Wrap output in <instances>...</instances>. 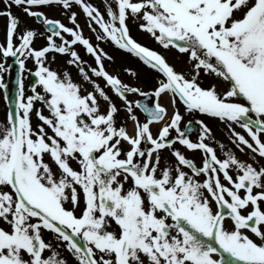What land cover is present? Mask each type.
Masks as SVG:
<instances>
[{"label": "snow or ice", "instance_id": "1", "mask_svg": "<svg viewBox=\"0 0 264 264\" xmlns=\"http://www.w3.org/2000/svg\"><path fill=\"white\" fill-rule=\"evenodd\" d=\"M0 3V264H264V0H105L106 13L87 0ZM73 4L98 41L156 73L151 93L106 69L114 58L85 38ZM129 21L164 51L134 39ZM196 117L220 122L250 162Z\"/></svg>", "mask_w": 264, "mask_h": 264}, {"label": "rangeland", "instance_id": "2", "mask_svg": "<svg viewBox=\"0 0 264 264\" xmlns=\"http://www.w3.org/2000/svg\"><path fill=\"white\" fill-rule=\"evenodd\" d=\"M88 3H91V0H87ZM93 6L97 7L101 13H106V6H105V0H96V3L92 4ZM0 9H3V4L0 3ZM13 14L17 15L18 17H20L21 21H27L28 19L24 16V14L16 8L12 9ZM72 12H75L77 14V23L80 25L82 31H83V35L85 36V38H88L91 42H95L99 48H102L106 53H108V55L110 56H114L110 50V48L107 46L108 42L106 41H98L96 39V32H93L89 29L88 24H87V16L82 12V10L80 9V7H76L74 6L71 9ZM47 15L52 18V19H57L60 20L62 23H64L66 26L68 27H73V25L71 24L70 20H69V14L68 12H66L65 10H63L60 7H55L54 9H49L46 10ZM107 18V17H106ZM31 21V20H30ZM129 27L131 30V34L132 36H134L136 39L139 40V42H141L142 44L154 49V50H158V51H164L163 49L160 48V46L158 44H156L152 38L146 34L143 33L141 31L138 30V27L136 25V23H133L132 21H129ZM7 24V19L6 17H0V42L4 41L5 38V27ZM33 28L36 29H40V30H44L43 27H39V24L33 23V21H31L30 24ZM93 27H96L95 25H93ZM97 31H99L97 29ZM66 35V34H65ZM70 39V37H68ZM57 43H59V40L57 39ZM44 44L43 43H39V39H37L35 41L34 47H36L37 49H39L40 47H42ZM76 50L78 51V53L80 54L83 50V48H79L78 46H75ZM52 55L56 56L55 62L52 63V67L53 68H64L65 66H63V61L60 60V58L63 59H67V57L61 56L59 54H52L50 53L49 56L51 57ZM86 55V57L82 58L85 61H87L89 64H92L91 61L92 59L89 57V55L85 52L84 56ZM165 55L168 57L169 61H171L172 63H175L177 66V70H182L184 68V63H183V57L178 55L175 51L173 52H165ZM81 56V55H80ZM83 57V56H81ZM129 60L128 58L119 55L116 58V62H115V68L112 67V62H109V66L111 67V71L114 72L116 74H119L120 79L126 83H129L130 85H134L139 87L141 90H143L144 92H149L151 90H154L156 87V76L154 75L155 73L148 69L147 67H142L140 66L141 70L140 72L136 73V76H131L129 74H127L124 69H131L133 71H135V69L137 68L138 63L133 62L132 61V65L127 66ZM13 61L10 58L8 60V64L12 65ZM94 66V65H93ZM26 67L29 69H33L34 68V64L31 60L26 61ZM143 70H146L145 74H141V72ZM70 71L73 74L74 79L77 78L76 77V69L75 68H70ZM139 71V70H138ZM23 76L26 78V80H24V87H25V94L28 95L30 94V89H29V85H28V77H29V73L26 71L23 73ZM12 70H11V74L9 75L8 73L4 74V82L8 85V92L11 91V80L12 78ZM149 80V81H148ZM132 98V97H130ZM135 99H140L139 97H136ZM6 111H7V102L4 99V90L0 89V117L2 120H4L5 115H6ZM191 118V117H190ZM198 119H204L205 123H209V121L207 120V118L205 117H196ZM141 119H143V116L141 115ZM194 139V138H192ZM189 156H193L194 155V159L197 162L198 160H201V156L192 153H188Z\"/></svg>", "mask_w": 264, "mask_h": 264}, {"label": "bare ground", "instance_id": "3", "mask_svg": "<svg viewBox=\"0 0 264 264\" xmlns=\"http://www.w3.org/2000/svg\"><path fill=\"white\" fill-rule=\"evenodd\" d=\"M27 23H29V24H31V21L30 20H27ZM0 121H3L2 119H1V117H0ZM132 131V130H131ZM130 131V132H131Z\"/></svg>", "mask_w": 264, "mask_h": 264}]
</instances>
